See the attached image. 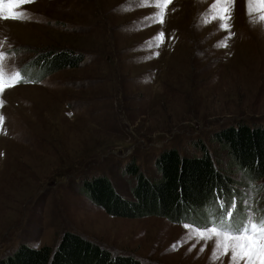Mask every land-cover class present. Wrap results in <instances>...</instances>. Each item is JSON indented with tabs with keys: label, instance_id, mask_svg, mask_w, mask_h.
Listing matches in <instances>:
<instances>
[{
	"label": "rangeland",
	"instance_id": "obj_1",
	"mask_svg": "<svg viewBox=\"0 0 264 264\" xmlns=\"http://www.w3.org/2000/svg\"><path fill=\"white\" fill-rule=\"evenodd\" d=\"M213 3L172 0L163 24L145 20L155 7L130 0H34L22 9L28 19H0V63L29 81L0 96V259L23 245L56 248L70 231L144 264H210L214 241L172 251L186 237L182 223L111 215L86 190L88 178L105 174L133 199L132 164L157 179L155 162L172 146L189 156L205 146L234 179L232 194L199 209L193 222L222 214L233 197L243 215L250 193L251 210L264 214V181L241 169L245 177L217 139L232 125L264 127V25L250 23L246 0H235L234 35L218 47L229 33L219 20L202 22ZM161 31L163 43L147 48ZM56 47L85 58L40 79L33 54Z\"/></svg>",
	"mask_w": 264,
	"mask_h": 264
},
{
	"label": "trees",
	"instance_id": "obj_2",
	"mask_svg": "<svg viewBox=\"0 0 264 264\" xmlns=\"http://www.w3.org/2000/svg\"><path fill=\"white\" fill-rule=\"evenodd\" d=\"M83 53L73 48H51L33 54L31 66L41 70L40 79L81 66ZM231 157L233 166L246 170L254 180L264 181V127L242 123L217 134ZM201 154L189 156L175 147L162 150L156 167L161 176L151 179L132 164L137 183L133 199L119 194L106 175H94L85 182L90 199L109 214L123 217L162 216L176 222H193V214L206 205L229 197L234 179L201 146ZM134 167V168H133ZM242 169V170H241ZM246 177L245 173L242 172ZM264 186V182H263ZM0 264H144L133 254L111 249L79 233L66 231L56 248L20 246Z\"/></svg>",
	"mask_w": 264,
	"mask_h": 264
},
{
	"label": "snow or ice",
	"instance_id": "obj_3",
	"mask_svg": "<svg viewBox=\"0 0 264 264\" xmlns=\"http://www.w3.org/2000/svg\"><path fill=\"white\" fill-rule=\"evenodd\" d=\"M34 0H0V19L3 20H24L28 19L23 6L33 3ZM172 0H130L131 4L136 6H153L156 12L146 17L145 20L151 24L165 22L166 11ZM235 0H214L209 8L207 15L203 18V23H209L211 20H219V27L229 33V35L218 43V47H227L228 40L234 33H231L230 20ZM125 11L130 8L125 7ZM7 11V15H4ZM246 11L250 23H261L264 25V0H246ZM164 33L161 31L155 37L146 41V47L157 48L163 43ZM158 55V53H154ZM150 58V57H149ZM6 59L3 53H0V61ZM21 82H29L20 71L7 72L5 66L0 63V96L6 89L12 88ZM3 101L0 100V106ZM4 117L0 114V123ZM253 199L251 193L248 199L242 201L246 207L243 215L238 214L235 197L231 203L222 204V214L216 215L210 212L204 223L182 222L187 230L185 239L176 242L171 248L177 250L189 240L196 241H214L213 253L210 257V264L224 256H229V264H264V214L257 216L251 210L250 201ZM195 247V245H193ZM192 249L190 248L189 251ZM204 249L202 248L201 251Z\"/></svg>",
	"mask_w": 264,
	"mask_h": 264
}]
</instances>
